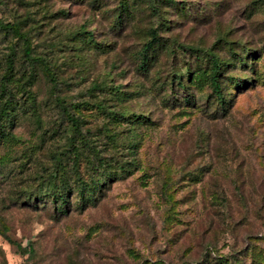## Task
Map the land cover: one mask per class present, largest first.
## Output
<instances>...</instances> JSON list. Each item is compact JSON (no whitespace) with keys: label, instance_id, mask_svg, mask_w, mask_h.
<instances>
[{"label":"rangeland","instance_id":"1","mask_svg":"<svg viewBox=\"0 0 264 264\" xmlns=\"http://www.w3.org/2000/svg\"><path fill=\"white\" fill-rule=\"evenodd\" d=\"M159 2L170 49L144 72L142 27L157 17L144 3L140 27L120 28L119 0H0L56 76L0 29V264H264V0ZM220 37L256 50L233 58L224 108L204 55L228 51ZM174 68L188 87L171 88ZM58 166L72 187L76 172L104 183L60 212L44 194Z\"/></svg>","mask_w":264,"mask_h":264},{"label":"trees","instance_id":"2","mask_svg":"<svg viewBox=\"0 0 264 264\" xmlns=\"http://www.w3.org/2000/svg\"><path fill=\"white\" fill-rule=\"evenodd\" d=\"M181 5H179V11L183 13L187 8V0H181ZM144 3L145 7L149 9L152 14L157 15L155 19L151 22L145 24L142 27L143 30V42L141 44L140 49L137 52V60L138 65L137 68L141 71H148L149 67L154 64L157 59V55L161 50L169 51V46H167V33L171 27V23L167 17H164L161 14L159 7V0H119L118 7L116 10V19L114 26L116 27H124L128 25H132L133 27H140V23L133 20L131 18L134 17V13L137 10H141ZM159 11V12H157ZM24 23L22 21H4L0 18V29L2 32L6 34H12L14 38L22 42V51L23 56L26 59H30L37 64L42 65V70L45 76L49 78L52 84H56V76L54 71L49 67L47 58L42 55L34 54L33 42L31 36L27 29L24 28ZM223 39L224 44L223 47L228 49V51L223 54L222 51L215 50L214 43L211 46L205 48L204 55H207V78L210 86V95L217 102L220 107H225L228 102V95L230 94L228 90H225V81L234 79L235 69H237V62H233V58H237L238 63H242L245 61V57L250 53L255 52V48H252L247 43H239L240 46H234L233 41L227 40V38ZM228 44V45H226ZM178 46V45H177ZM180 47V46H179ZM178 48V47H176ZM176 48H173L176 49ZM220 49V48H219ZM230 65H232V70H229ZM13 67V60H9L8 68L11 70ZM192 72H189V75ZM233 74V75H232ZM239 80L245 81V77H239ZM168 83L171 84V88H180L183 89L186 86L185 84V74L181 70H176L175 68L170 72ZM100 87L99 82H94L91 86L92 89H98ZM185 101L189 100L188 96H184ZM63 113L68 117L70 122L72 123L74 131L77 134L81 133L80 129V119L71 113L70 109L63 102H59ZM100 108L104 110L106 107L103 104H99ZM127 114L122 113V116H126ZM75 140V139H74ZM74 145V144H73ZM75 153H81V149L79 147L74 148ZM124 171V169H122ZM51 179L49 180V186L45 189L44 194L51 197L56 202V207L58 211L63 212L68 203V199L70 197V193L72 190L77 189V192L82 200L86 198H90L94 195L95 189L104 182H101L100 179H94L91 181L83 178L79 172H76V185L70 186L69 182L64 178L65 171L61 170L58 166L55 170L51 172ZM63 175L62 183H57L58 177ZM66 177V176H65ZM24 252H28L27 248L23 249ZM29 253L30 255L33 253V248L29 245Z\"/></svg>","mask_w":264,"mask_h":264}]
</instances>
